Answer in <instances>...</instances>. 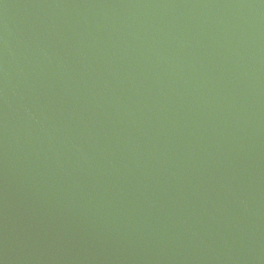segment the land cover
<instances>
[{"label": "water", "instance_id": "95a60500", "mask_svg": "<svg viewBox=\"0 0 264 264\" xmlns=\"http://www.w3.org/2000/svg\"><path fill=\"white\" fill-rule=\"evenodd\" d=\"M0 264H264V0H0Z\"/></svg>", "mask_w": 264, "mask_h": 264}]
</instances>
